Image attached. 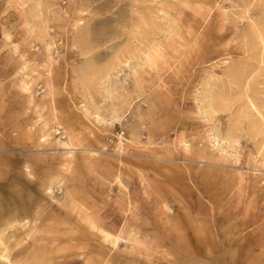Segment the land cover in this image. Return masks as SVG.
I'll return each instance as SVG.
<instances>
[{
    "label": "rangeland",
    "instance_id": "374dc122",
    "mask_svg": "<svg viewBox=\"0 0 264 264\" xmlns=\"http://www.w3.org/2000/svg\"><path fill=\"white\" fill-rule=\"evenodd\" d=\"M0 264H264V0H0Z\"/></svg>",
    "mask_w": 264,
    "mask_h": 264
}]
</instances>
